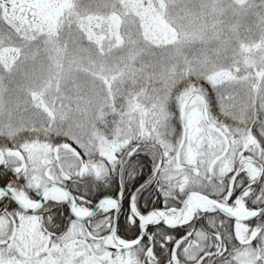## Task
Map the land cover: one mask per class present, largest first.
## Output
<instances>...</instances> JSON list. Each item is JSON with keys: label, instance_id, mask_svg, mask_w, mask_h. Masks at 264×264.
Instances as JSON below:
<instances>
[{"label": "snow or ice", "instance_id": "1", "mask_svg": "<svg viewBox=\"0 0 264 264\" xmlns=\"http://www.w3.org/2000/svg\"><path fill=\"white\" fill-rule=\"evenodd\" d=\"M0 264H264V0H0Z\"/></svg>", "mask_w": 264, "mask_h": 264}]
</instances>
